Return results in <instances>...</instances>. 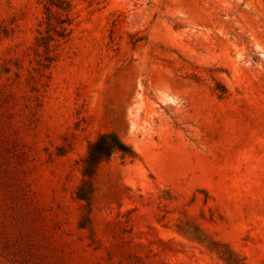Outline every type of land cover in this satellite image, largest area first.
<instances>
[{
	"label": "rangeland",
	"instance_id": "obj_1",
	"mask_svg": "<svg viewBox=\"0 0 264 264\" xmlns=\"http://www.w3.org/2000/svg\"><path fill=\"white\" fill-rule=\"evenodd\" d=\"M73 2L43 79L46 0L0 2V264H225L207 237L264 264V0ZM109 132L137 157L100 166L81 228Z\"/></svg>",
	"mask_w": 264,
	"mask_h": 264
},
{
	"label": "trees",
	"instance_id": "obj_2",
	"mask_svg": "<svg viewBox=\"0 0 264 264\" xmlns=\"http://www.w3.org/2000/svg\"><path fill=\"white\" fill-rule=\"evenodd\" d=\"M44 8L46 18L42 25L45 24L46 29L38 32L32 47V51L36 56L37 68L35 71L42 79L46 76L49 78L47 73L58 62L60 48L70 38L75 7L73 0H46ZM16 66H19L18 61ZM4 72L9 74L11 71L5 69ZM16 75L17 77L20 76L19 73H16ZM34 90L39 92L38 88ZM215 90L220 98L227 96V89L221 83L217 82ZM115 155H120L123 159H135L137 157L132 146L113 132L101 134L96 141L88 146L87 153L82 159L83 180L76 191L77 199L84 201L87 208L85 220L88 224L81 223V228L90 226L91 201L95 191L94 180L97 172L102 164L108 163ZM190 230H192V227L179 229L178 233L192 237ZM195 240L214 252L225 264H245L243 259L226 244L208 237Z\"/></svg>",
	"mask_w": 264,
	"mask_h": 264
}]
</instances>
